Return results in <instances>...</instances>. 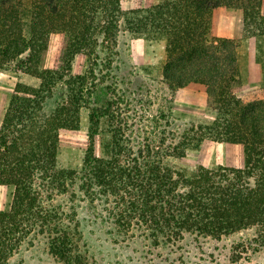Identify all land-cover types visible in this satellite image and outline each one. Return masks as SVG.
Segmentation results:
<instances>
[{"label":"trees","instance_id":"1","mask_svg":"<svg viewBox=\"0 0 264 264\" xmlns=\"http://www.w3.org/2000/svg\"><path fill=\"white\" fill-rule=\"evenodd\" d=\"M219 7L242 11V38L214 35ZM126 30L137 38L166 40L163 75L172 94L192 82L205 85L204 122L176 132L169 116L162 136L136 129L129 147L123 133L130 117L93 109L88 146L80 164L70 167L61 162V140L79 126L81 102L66 98L48 111L47 98L63 78L64 64L79 54L94 64L104 50L106 70L114 69L119 35ZM55 34L61 42L48 68ZM251 37L257 39L264 91V0H159L129 10L122 0H0V69L13 63L16 72L40 80L39 86L16 83L0 125V184L13 188L10 204L0 208V264H10L39 236L60 261L84 263L75 219L48 204L57 193L112 197L109 214L116 227L129 232L139 226L155 242L174 244L187 234L220 239L254 227L256 243L264 245V95L245 99L237 92L240 48ZM96 66H90L93 79ZM109 100L111 110L116 98ZM105 122L108 131L99 129ZM206 139L242 144L244 166L190 164V149Z\"/></svg>","mask_w":264,"mask_h":264},{"label":"rangeland","instance_id":"2","mask_svg":"<svg viewBox=\"0 0 264 264\" xmlns=\"http://www.w3.org/2000/svg\"><path fill=\"white\" fill-rule=\"evenodd\" d=\"M158 1L123 0V7L133 9ZM234 13L237 32L242 34V12L235 10ZM136 38L127 30L120 33L114 69L106 70L108 66L104 65L106 59L104 50L99 52L94 64L85 53L79 54L73 62L64 64L66 65L63 70L64 76L53 85L52 93L46 101V108L52 111L59 102L70 97H74L81 104L79 126L65 131L62 136L60 157L62 163L70 167H77L80 164L88 146L93 109H98L99 115L111 113L112 117L120 114L121 119L130 117L128 125L125 126L126 133H123L127 139L125 143L129 142V147L133 146L136 140V129L138 132L147 129L148 133L162 136V133L167 131L166 122L169 116L172 128L176 132H181L191 123L204 122V120L196 122L194 121L196 118L187 117V112L176 108V94H172L163 75L166 59L161 56L158 45L161 39H150L151 45L145 50L142 46H133ZM60 42V35L52 36L45 60L46 67L51 68L55 65ZM240 59L242 85L237 89L238 94L245 99L262 97L264 91L259 87L256 76L260 65L256 60L253 41L246 39L242 42ZM91 65H97L98 75L95 79L90 73ZM8 66L7 70L0 69V125L16 83L22 81L33 86L40 84L38 78L16 72L13 63ZM83 94L85 97L82 99ZM110 97L116 98L117 103L111 110L107 104ZM108 116L110 115L101 117L108 119ZM108 123L100 124L99 129L110 130ZM214 142L206 139L201 148L190 149L189 163L207 167H234L222 163L233 155L237 161V152L230 150L218 155L213 150ZM176 163L180 166L184 162ZM12 194V187L0 184V208L10 204ZM113 201L112 197L107 199L94 194L92 198H87L81 193H76L74 197L68 193H57L48 200L49 205H60L65 213L71 214L75 219L78 250L83 256V264H264V245L256 243L254 227L233 232L220 239L187 234L174 244L166 241L155 242L139 226H134L129 232L118 229L109 214ZM10 264L67 263L52 255L48 241L39 236L26 242L12 257Z\"/></svg>","mask_w":264,"mask_h":264},{"label":"crops","instance_id":"3","mask_svg":"<svg viewBox=\"0 0 264 264\" xmlns=\"http://www.w3.org/2000/svg\"><path fill=\"white\" fill-rule=\"evenodd\" d=\"M122 5H123V0H122ZM137 8H141V7H137ZM125 10H129V9H125ZM234 12H235L234 9H229L225 7H219L214 10L213 12L214 35L217 38L235 39V38L243 37V32L242 34L241 32H237V28L234 24V15H235ZM242 21H243V13H242ZM247 39H249L251 42L253 41V44H255V51L257 55V39L254 37ZM134 40L135 42H133V46H142L145 50L149 45H151L150 41L145 38H136ZM158 45L161 50V56H164L166 59V40L164 38L159 40ZM239 63H240V70L242 76V68H241L242 66H241L240 57H239ZM257 70L258 71L255 70L256 76L258 77V82L260 84V81L262 79L261 66ZM175 105L178 110L187 112L188 113L187 117L196 118V120H194L196 122H203V120L205 119V113L207 108V91L205 85L199 82H192L187 86L179 89L175 95ZM214 143L215 145H213V150H215L218 155H220L221 152L223 153L230 150H234L237 152V161L234 159L233 157L234 155H233L232 158L229 157L226 160V162H223L222 164H227L229 166H234V167L244 166L245 153H244V159H242V155L244 152V146L242 144L227 143V142H214Z\"/></svg>","mask_w":264,"mask_h":264}]
</instances>
